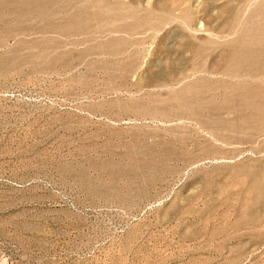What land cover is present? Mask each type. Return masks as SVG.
<instances>
[{
  "label": "rangeland",
  "instance_id": "374dc122",
  "mask_svg": "<svg viewBox=\"0 0 264 264\" xmlns=\"http://www.w3.org/2000/svg\"><path fill=\"white\" fill-rule=\"evenodd\" d=\"M0 264H264V0H0Z\"/></svg>",
  "mask_w": 264,
  "mask_h": 264
},
{
  "label": "bare ground",
  "instance_id": "6f19581e",
  "mask_svg": "<svg viewBox=\"0 0 264 264\" xmlns=\"http://www.w3.org/2000/svg\"><path fill=\"white\" fill-rule=\"evenodd\" d=\"M242 65H243V62H242ZM246 66H251V65H249V64H246Z\"/></svg>",
  "mask_w": 264,
  "mask_h": 264
}]
</instances>
